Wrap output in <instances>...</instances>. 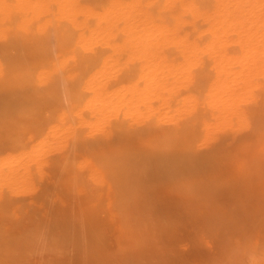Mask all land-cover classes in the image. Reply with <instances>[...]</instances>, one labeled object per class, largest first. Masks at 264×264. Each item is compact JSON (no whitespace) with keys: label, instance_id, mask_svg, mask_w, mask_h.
I'll use <instances>...</instances> for the list:
<instances>
[{"label":"bare ground","instance_id":"obj_1","mask_svg":"<svg viewBox=\"0 0 264 264\" xmlns=\"http://www.w3.org/2000/svg\"><path fill=\"white\" fill-rule=\"evenodd\" d=\"M0 264H264V0H0Z\"/></svg>","mask_w":264,"mask_h":264}]
</instances>
